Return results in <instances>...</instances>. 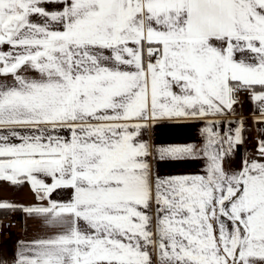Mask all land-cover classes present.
<instances>
[{
  "label": "snow or ice",
  "instance_id": "snow-or-ice-1",
  "mask_svg": "<svg viewBox=\"0 0 264 264\" xmlns=\"http://www.w3.org/2000/svg\"><path fill=\"white\" fill-rule=\"evenodd\" d=\"M2 45L0 181L47 204L0 210L54 231L14 264H264V163L222 166L240 129H205L206 175L154 177L137 140L148 122L231 109L241 87L264 117V0H0Z\"/></svg>",
  "mask_w": 264,
  "mask_h": 264
},
{
  "label": "crops",
  "instance_id": "crops-1",
  "mask_svg": "<svg viewBox=\"0 0 264 264\" xmlns=\"http://www.w3.org/2000/svg\"><path fill=\"white\" fill-rule=\"evenodd\" d=\"M48 11L61 10L60 5L46 3ZM34 22H42V18L34 16ZM10 46H0V51H8ZM239 56V54H237ZM29 76L38 74L28 71L24 73ZM0 79H3L0 77ZM257 87V91H259ZM235 99L231 109L225 108L217 115L207 117H179L165 118L152 122L140 130L137 140L149 145L147 162L150 165L154 177L167 178L172 176H196L206 175L208 165L207 157L203 154V148L207 143V132L205 129L211 127L221 138L235 136L236 130L240 129L241 142L236 143L230 151L228 144L224 143L223 148L228 154L222 161V166L231 174L238 172L244 166L245 161H257L264 163V157L258 153V146L264 140V117L261 116L260 102L252 99V93ZM246 122L258 133V141L246 148L243 145L245 130L242 123ZM23 131V130H19ZM62 135L67 136L66 132ZM192 145L195 153L184 159L174 160L161 158L159 149L169 146ZM219 147V145L217 146ZM46 183H51L50 177H44ZM71 198L70 189H57L51 194L50 199L57 202H66ZM0 201L14 202L22 206H40L47 204V201H40L31 190L29 184L12 185L7 181H0ZM14 214L20 220L19 228L13 230L10 235L0 233V264H14L16 253L21 242L31 243L38 239L48 238L54 234L53 229L46 225L42 217L28 216L22 210L6 211L0 210V218ZM155 259V257H154Z\"/></svg>",
  "mask_w": 264,
  "mask_h": 264
},
{
  "label": "built area",
  "instance_id": "built-area-1",
  "mask_svg": "<svg viewBox=\"0 0 264 264\" xmlns=\"http://www.w3.org/2000/svg\"><path fill=\"white\" fill-rule=\"evenodd\" d=\"M250 93V90L247 88L241 87L238 91L233 93L234 98L240 99L245 97ZM242 127L245 130V139L243 145L248 148L249 146L255 144L258 141V133L251 126L247 125L244 121ZM20 226L19 218L14 215H7L0 218V233L2 235L8 236L11 232Z\"/></svg>",
  "mask_w": 264,
  "mask_h": 264
}]
</instances>
